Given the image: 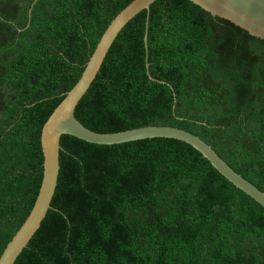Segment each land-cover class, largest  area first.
Wrapping results in <instances>:
<instances>
[{
  "label": "trees",
  "instance_id": "16d2710c",
  "mask_svg": "<svg viewBox=\"0 0 264 264\" xmlns=\"http://www.w3.org/2000/svg\"><path fill=\"white\" fill-rule=\"evenodd\" d=\"M132 1L0 0V257L37 199L45 123ZM75 116L99 133L184 129L264 191V40L189 0H156L119 33ZM60 144L52 208L15 264H264V208L189 144Z\"/></svg>",
  "mask_w": 264,
  "mask_h": 264
},
{
  "label": "water",
  "instance_id": "95a60500",
  "mask_svg": "<svg viewBox=\"0 0 264 264\" xmlns=\"http://www.w3.org/2000/svg\"><path fill=\"white\" fill-rule=\"evenodd\" d=\"M156 0H133L110 23L99 40L80 79L68 91L45 123L41 134L44 156L42 184L35 204L23 225L8 243L0 257V264H15L39 230L56 192L60 174L61 138L70 135L96 145H115L132 141L166 138L185 142L199 151L230 183L264 208V191L230 167L218 153L199 136L184 129L169 126H145L116 133H99L86 127L75 116V110L96 78L119 33L139 13L150 11ZM213 17L227 20L264 40V0H189ZM148 33H145L147 48Z\"/></svg>",
  "mask_w": 264,
  "mask_h": 264
}]
</instances>
